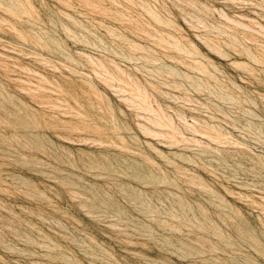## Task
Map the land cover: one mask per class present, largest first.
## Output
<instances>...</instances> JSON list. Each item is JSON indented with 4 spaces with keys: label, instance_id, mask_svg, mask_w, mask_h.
<instances>
[{
    "label": "rangeland",
    "instance_id": "374dc122",
    "mask_svg": "<svg viewBox=\"0 0 264 264\" xmlns=\"http://www.w3.org/2000/svg\"><path fill=\"white\" fill-rule=\"evenodd\" d=\"M0 264H264V0H0Z\"/></svg>",
    "mask_w": 264,
    "mask_h": 264
}]
</instances>
